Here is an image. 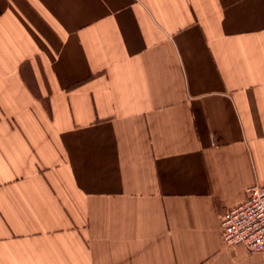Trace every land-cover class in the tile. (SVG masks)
<instances>
[{
    "label": "crops",
    "instance_id": "obj_1",
    "mask_svg": "<svg viewBox=\"0 0 264 264\" xmlns=\"http://www.w3.org/2000/svg\"><path fill=\"white\" fill-rule=\"evenodd\" d=\"M254 183L264 0H0V264H264Z\"/></svg>",
    "mask_w": 264,
    "mask_h": 264
},
{
    "label": "built area",
    "instance_id": "obj_2",
    "mask_svg": "<svg viewBox=\"0 0 264 264\" xmlns=\"http://www.w3.org/2000/svg\"><path fill=\"white\" fill-rule=\"evenodd\" d=\"M220 224L226 245L242 244L249 252L264 251V184L250 185L246 199L228 207Z\"/></svg>",
    "mask_w": 264,
    "mask_h": 264
}]
</instances>
